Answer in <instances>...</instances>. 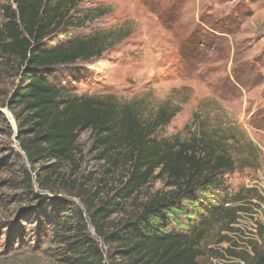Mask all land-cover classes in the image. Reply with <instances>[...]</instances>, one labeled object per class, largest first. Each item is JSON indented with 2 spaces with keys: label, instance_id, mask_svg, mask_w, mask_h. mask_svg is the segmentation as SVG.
I'll list each match as a JSON object with an SVG mask.
<instances>
[{
  "label": "rangeland",
  "instance_id": "374dc122",
  "mask_svg": "<svg viewBox=\"0 0 264 264\" xmlns=\"http://www.w3.org/2000/svg\"><path fill=\"white\" fill-rule=\"evenodd\" d=\"M81 1L77 11L88 21L69 36L104 33L111 43L99 59L56 69L52 82L77 96L144 100L153 114L166 105L178 109L157 132L159 139L189 142L204 132L223 141L235 164L225 183L231 195H239L235 206L243 211L237 213L234 232L219 233L218 226L208 231L197 261L241 264L239 257L261 246L258 229L264 226V0ZM11 5V0H0V28L1 9ZM18 68L16 60L0 54V264H69L61 236L69 231L58 236L52 231L63 215L75 220L76 212L84 214V236L105 253L107 247L87 219L85 196L90 194L98 208L125 186L128 169L99 162L90 132L82 131L74 163L60 165L42 190L39 183L51 163L27 162L8 109L20 81ZM171 190L168 178L156 170L107 220L105 234ZM75 229L73 222L70 234ZM224 234L230 244L219 243Z\"/></svg>",
  "mask_w": 264,
  "mask_h": 264
},
{
  "label": "trees",
  "instance_id": "16d2710c",
  "mask_svg": "<svg viewBox=\"0 0 264 264\" xmlns=\"http://www.w3.org/2000/svg\"><path fill=\"white\" fill-rule=\"evenodd\" d=\"M81 2L11 0L14 8L1 9L0 54L16 60L20 73L8 101L15 139L28 163H51L40 188L48 189L60 165L74 163L82 131L90 132L99 162L128 169L125 186L98 208L90 194L85 196L87 219L107 247L105 253L84 236L82 212L75 213V220L63 215L52 235L69 231L61 235L69 264H199L208 231L218 226L219 233L234 232L237 213L243 211L235 206L239 195L230 194L224 179L235 171L234 160L225 143L208 133L199 132L189 142L159 139L157 132L171 123L178 109L166 105L153 114L144 100L119 103L114 96H77L52 82L56 69L99 59L111 43L104 33L69 36L88 21L77 11ZM57 37L62 41L55 42ZM156 170L168 178L172 190L154 196L130 221L106 235L107 220L149 183ZM73 222L76 231L70 234ZM258 230L261 246L239 257L241 264H264V226ZM219 243L231 240L224 234Z\"/></svg>",
  "mask_w": 264,
  "mask_h": 264
}]
</instances>
